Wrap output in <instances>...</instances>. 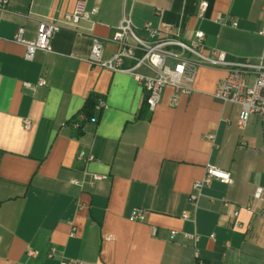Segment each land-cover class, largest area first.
I'll use <instances>...</instances> for the list:
<instances>
[{"label":"crops","instance_id":"1","mask_svg":"<svg viewBox=\"0 0 264 264\" xmlns=\"http://www.w3.org/2000/svg\"><path fill=\"white\" fill-rule=\"evenodd\" d=\"M6 1L0 264H195V251L207 264H264V215L254 201L264 189V121L251 116L239 129L238 108L213 97L226 70L198 67L192 94L170 107L166 88L150 112L130 75L87 62L92 37L104 43L106 56L118 50L112 39L129 17L141 40H149L144 23H169L186 42L202 32L204 54L215 50L229 63L255 64L264 49V0ZM203 1L208 8L200 17ZM78 3L97 11L95 23L55 33L50 52L26 61L25 47L13 41L18 30L33 41L40 21L71 13ZM245 75L251 84L253 72ZM40 79L45 84L34 92L23 85ZM97 99L106 109H95ZM80 152L94 160L79 159ZM207 164L229 172L232 183L213 181L192 201V185ZM94 176L103 179L91 184ZM135 209L144 212L142 221L130 219Z\"/></svg>","mask_w":264,"mask_h":264},{"label":"built area","instance_id":"2","mask_svg":"<svg viewBox=\"0 0 264 264\" xmlns=\"http://www.w3.org/2000/svg\"><path fill=\"white\" fill-rule=\"evenodd\" d=\"M6 0H0V6H4ZM208 5L201 2L199 5V16L202 17ZM264 11V6H263ZM97 15L95 9L88 10L83 3H78L71 13L63 14L59 18L40 21L37 25L36 38L27 41L23 37V31L18 32L13 37L15 43L25 47L24 58L26 61H33L37 52H50L49 41L52 36L63 30L71 29L77 31L83 22L94 24ZM216 22L224 23L220 16L216 17ZM235 26V23H232ZM147 31L149 40L139 39L134 31L131 19L124 17L113 36V43L118 46V50L111 56L105 55L104 43L98 38H91V46L87 62L96 68L104 69L113 73H124L130 75L144 91V103L150 112L161 102L162 95L166 88H171L172 93L168 99L170 107H176L181 96L190 95L194 92L193 83L198 67L223 68L226 70L220 86L215 90L213 97L224 104H232L238 108L237 125L243 129L251 116H258L264 121V49L259 61L255 64L241 63L232 64L226 61L225 54L218 51H210L209 54L203 53L204 34L196 31L192 39L188 42L182 40L180 28L165 23L160 27H153L151 22L143 24ZM259 35L264 39V23ZM193 59V60H192ZM253 72L254 79L250 84L246 78L247 72ZM45 84L40 79L37 84H23L25 88L34 92L37 87ZM95 109L103 111L106 104L102 99H97ZM31 123L23 121V129L29 131ZM214 137L209 136L212 140ZM79 159L85 162H92L94 157L90 154L80 152ZM204 176L201 180L195 181L192 185L193 193L190 196L195 201L199 192L211 182L217 181L225 185L232 183L229 172L223 171L213 165L207 164L204 168ZM100 176H94L91 184L102 180ZM77 184V182H75ZM254 201L261 204V214L264 215V189L254 198ZM144 212L135 209L132 212V221H142ZM186 219L187 216H182ZM156 229H152L155 235ZM175 235L174 232L170 233ZM70 236H73V229ZM185 238L197 241L196 236H185ZM34 256V252H28ZM55 255V250L51 249L48 258ZM195 264H207L201 259L197 252L194 253ZM65 264H81L77 261H69Z\"/></svg>","mask_w":264,"mask_h":264},{"label":"trees","instance_id":"3","mask_svg":"<svg viewBox=\"0 0 264 264\" xmlns=\"http://www.w3.org/2000/svg\"><path fill=\"white\" fill-rule=\"evenodd\" d=\"M93 102H94L93 100H90V105H93Z\"/></svg>","mask_w":264,"mask_h":264}]
</instances>
